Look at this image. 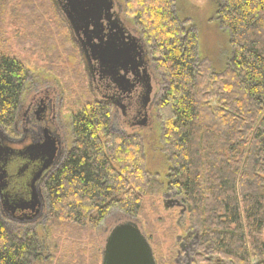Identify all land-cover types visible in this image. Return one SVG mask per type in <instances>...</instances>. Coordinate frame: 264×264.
<instances>
[{
    "label": "trees",
    "instance_id": "trees-1",
    "mask_svg": "<svg viewBox=\"0 0 264 264\" xmlns=\"http://www.w3.org/2000/svg\"><path fill=\"white\" fill-rule=\"evenodd\" d=\"M219 1L215 18L230 49L224 71L201 60L200 36L184 30L176 0L126 6L160 57L161 145L190 228L227 264H264V0ZM3 46L0 39V126L11 129L29 74ZM90 96L79 85L71 93ZM83 107L69 112L75 145L47 183L50 218L94 230L115 210L141 219L144 197L162 190L145 172L142 142L112 130L107 107L89 99ZM41 252L34 234H11L0 210V264H38Z\"/></svg>",
    "mask_w": 264,
    "mask_h": 264
},
{
    "label": "flooded vegetation",
    "instance_id": "flooded-vegetation-1",
    "mask_svg": "<svg viewBox=\"0 0 264 264\" xmlns=\"http://www.w3.org/2000/svg\"><path fill=\"white\" fill-rule=\"evenodd\" d=\"M63 1L59 4L65 11ZM110 1L113 3L110 14L103 13L98 24L101 32L93 25L76 32L67 17L65 22L69 24L72 41L81 48L93 101L110 110L115 132L129 139H139L144 149L146 137L153 143L162 142L159 108L165 80L158 67L160 57L146 42L136 19L128 14L127 6L121 0ZM219 5L218 2V7L212 11L214 23ZM112 39L120 48L130 50L132 64L111 73L94 59L93 52L101 43L106 47ZM26 89L14 125L11 129L0 126V147L6 150L5 159L0 162L2 173L6 175L0 193V210L8 230L12 224L26 225L45 218L49 209L48 180L75 145L71 146L69 141L70 136L74 137V124L71 116H68L70 120L65 118L63 91L56 85L39 84L30 92ZM145 129L151 133L148 132L146 137L143 136ZM33 194L36 196L35 210L18 207L28 204ZM174 195H165V209L180 208L183 217L185 208ZM31 232L32 229L24 228L20 236L34 234ZM176 242L177 264H227L207 248L202 250L201 234L197 229L187 230L184 236L176 238Z\"/></svg>",
    "mask_w": 264,
    "mask_h": 264
},
{
    "label": "rangeland",
    "instance_id": "rangeland-1",
    "mask_svg": "<svg viewBox=\"0 0 264 264\" xmlns=\"http://www.w3.org/2000/svg\"><path fill=\"white\" fill-rule=\"evenodd\" d=\"M62 1L0 0V39L6 52L20 60L28 70L26 90L30 92L36 89L37 84L58 86L65 94V118L70 120V111L82 108L88 99L93 102V98L92 95L80 100L77 97L74 101L71 97L75 87L78 89L79 85L88 88L89 82L88 74L84 71L81 48L72 41L69 24L65 22L66 13L60 8L59 3ZM121 1L126 6L128 0ZM218 2L221 4L219 0H176L175 10L184 30L193 29L199 34L201 60H210L213 67L224 71L230 58L228 36L211 19ZM40 23L42 26L35 28ZM74 93L79 92L77 90ZM112 130L115 131V128ZM148 132L149 129H145L143 136ZM69 141L72 146L75 143L74 137L70 136ZM164 148L160 143H153L146 137L144 149H141L146 162V174L162 190L157 195L152 193L144 197V213L138 221L148 241L150 238L149 243L158 263L177 264L176 238L184 236L187 230L192 229L189 225V214L182 217L180 208L165 209V195L169 193L175 194L174 198L184 208L185 203L182 196L170 189L172 165ZM129 219L124 213L115 210L98 230H94L53 220L48 209L45 218L33 220L26 225L12 224L9 230L14 237L19 236L21 239V230L32 229L31 233H34L42 245L43 260L38 264H99L111 229Z\"/></svg>",
    "mask_w": 264,
    "mask_h": 264
},
{
    "label": "water",
    "instance_id": "water-1",
    "mask_svg": "<svg viewBox=\"0 0 264 264\" xmlns=\"http://www.w3.org/2000/svg\"><path fill=\"white\" fill-rule=\"evenodd\" d=\"M65 2L68 22L76 32L85 30L90 25L95 26V30L101 32L98 24L102 20V15L103 13L109 15L113 8V3L110 0H65ZM101 44L94 49L93 56L94 59L101 62L106 70H110L112 73L119 67L126 69L128 65L132 64L129 49L120 48L113 39L106 43V47ZM5 155L6 150L0 147V162L5 159ZM5 178L6 175L2 173L0 167V193ZM35 197L33 194L28 204L23 203V206L18 205V207L35 210L37 207V204L34 203ZM7 206L11 210L13 209L11 206ZM102 264H157L153 248L137 219L130 218L111 229L105 242Z\"/></svg>",
    "mask_w": 264,
    "mask_h": 264
}]
</instances>
